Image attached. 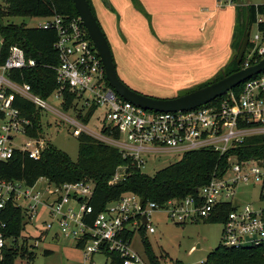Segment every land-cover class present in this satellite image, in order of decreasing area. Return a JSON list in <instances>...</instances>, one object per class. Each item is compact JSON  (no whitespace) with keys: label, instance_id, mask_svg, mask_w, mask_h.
Masks as SVG:
<instances>
[{"label":"built area","instance_id":"2783aa9c","mask_svg":"<svg viewBox=\"0 0 264 264\" xmlns=\"http://www.w3.org/2000/svg\"><path fill=\"white\" fill-rule=\"evenodd\" d=\"M33 26L57 32L53 46L60 60L54 67L59 87L49 97L57 106H52L49 98L34 93L30 83L16 77L17 70L35 67L39 61L27 58L17 44L10 45L6 53L0 33V162L12 158L16 151L39 159L50 142L44 131L38 136L27 133V127L33 122L22 114L16 104L18 98L32 102L40 111L47 109L65 119L73 126L74 136L86 132L120 148L125 155L134 157L141 169L146 167V154L163 150L183 153L211 148L227 159L226 165L218 166L210 180L199 188L197 196L169 200L163 206L155 202L141 206L139 195L126 192L118 200L109 202L91 226L84 219L92 212L88 202L95 190L93 180L55 184L42 177L45 184L39 187L38 181L28 185L21 180L0 177V261L5 250L19 242V237L8 234V223L3 218L9 202L23 210L25 227L37 228L35 220L47 212L51 219L43 222L45 230L41 231L72 238L76 243L81 241L85 259L105 248L119 252L123 264H149L133 251L132 240L127 235L142 226L146 231L155 232L150 220L157 208H164L176 223L203 221L219 214L222 245L236 249L264 246V157L246 156L242 151L230 153L248 137L264 134V71L238 85V92L228 91L217 103L209 102L184 111H155L125 99L110 85L101 56L79 15L39 17ZM249 32L242 67L264 58V10L257 11ZM65 91L74 94L70 110L73 116L61 109ZM94 106L95 112L101 110L103 115L98 132L88 128L81 119ZM18 135L23 140L16 143ZM118 178L116 175L112 183ZM246 188L257 190V195L250 194V201L243 203ZM226 204L231 205L229 211L223 210ZM144 215L148 219L146 225L142 221ZM196 264H206V259Z\"/></svg>","mask_w":264,"mask_h":264},{"label":"trees","instance_id":"16d2710c","mask_svg":"<svg viewBox=\"0 0 264 264\" xmlns=\"http://www.w3.org/2000/svg\"><path fill=\"white\" fill-rule=\"evenodd\" d=\"M88 1L96 15L91 1ZM258 10H264L262 3L238 6L232 48L238 50L241 48L245 33L255 22ZM54 14L78 15L73 0H0V33L4 37L6 53L10 45L17 44L24 49L27 58L32 57L39 61L35 67L22 71L17 70L16 77L30 83L33 92L45 99L49 98L59 87L54 67L59 64L60 60L53 46L57 39V32L26 23H14L10 19L13 17H44ZM5 19L7 20L4 22ZM237 57H232L226 68L218 71L213 81L239 70L243 61L238 64ZM239 89L238 86L233 88L235 92ZM64 96L65 100L61 103V109L68 112L72 108L74 94L65 91ZM221 98L223 96L210 103H217ZM16 104L21 108L23 115L32 119L33 124L27 127V133L31 136H38L43 131L41 111L32 102L23 98H18ZM94 112L95 106L89 108L81 116L82 121L88 124ZM113 135L118 136V133L113 131ZM77 138L78 158L76 160L67 151L58 148L50 141L39 159H33L26 153L16 151L12 158L1 161L0 177L7 180H21L28 185H34L42 177L55 184L83 179L93 180L95 190L88 202L92 206V212L84 219L85 223L91 226L96 215L104 210L109 202L118 200L126 192L139 195L144 199L145 205L155 202L161 206L169 200L180 201L187 196H197L199 188L210 180L218 166L223 168L226 165L227 159L211 148L187 150L181 154L179 160L149 174L138 166L134 157L125 155L120 148L86 132H82ZM240 151L246 156L255 154L264 157V134L248 137L239 148L230 150V153ZM116 175H119V178L112 183ZM230 209L231 205L226 204L223 210L229 211ZM3 218L8 223V234L20 237L25 229L23 210L9 202ZM203 221L221 223L222 217L218 214V217ZM140 232L143 236L149 264H161L145 236V226L141 227ZM133 235V232H130L127 238L131 239ZM81 243V241L77 242V247L81 248ZM19 248L18 245L7 248L0 264H14L21 249ZM102 252L107 255L106 264H123V258L119 252L105 248ZM44 253L49 255L52 250L46 249ZM35 256L34 252L28 255L31 260H34ZM174 264H182V262L176 260ZM206 264H264V246L236 249L219 244L206 257Z\"/></svg>","mask_w":264,"mask_h":264},{"label":"rangeland","instance_id":"374dc122","mask_svg":"<svg viewBox=\"0 0 264 264\" xmlns=\"http://www.w3.org/2000/svg\"><path fill=\"white\" fill-rule=\"evenodd\" d=\"M96 12L97 19L104 30L110 43L117 71L120 78L131 88L156 97L168 98L185 94L198 88L202 84L213 81L215 75L211 76L217 64L225 58L219 57L217 61L210 62L205 68L189 67L181 64L186 55H182V51L171 56H150L160 60L162 65L158 66L149 62L148 67L154 69V73L146 77L144 69L138 65H134L131 61L144 58L140 55V49L137 47L144 43H151L153 39L146 31H144V23L135 14L129 13V2L132 1L134 6L143 12V5L140 0H90ZM230 2L231 0H226ZM231 7L237 9L239 5L247 6L249 4H261L264 0H233ZM229 5V4H228ZM138 20V24H134L135 29L130 27L131 23H127L131 19ZM7 19L4 20V22ZM39 17H13L10 19L14 23H26L27 25H35ZM129 30H128V27ZM230 26V24H229ZM255 26L252 27V31ZM130 31V32H129ZM142 34V36H141ZM146 34L148 36H146ZM155 37L159 39L154 33ZM133 38H132V37ZM151 39V40H150ZM154 41V40H152ZM157 45L159 41L157 40ZM141 47V46H140ZM240 50V49H239ZM239 50L233 48L232 57L238 56ZM249 50L247 49V52ZM232 57L227 60V63L221 69H225ZM223 58V59H222ZM157 60V61H158ZM176 60V63L175 61ZM146 67V64H145ZM144 67V68H145ZM172 67V68H171ZM159 72V74H157ZM218 73V72H217ZM48 102L52 106H57V103L51 98ZM65 114L73 116V113L68 111ZM101 110H97L90 122L86 125L91 130L98 132L101 130L102 120ZM42 129L49 140L60 149L67 151L71 157L76 160L78 158V138L73 135V126L65 119L55 115L47 109L41 110ZM1 123V121H0ZM16 143L21 142L23 137L18 135L15 137ZM123 139V137H121ZM179 151H160L145 155L146 167L144 171L153 174L157 170L174 163L181 157ZM45 179L40 178L37 182L39 187H43ZM250 194L257 195V190L244 189L242 202L250 201ZM51 219L47 212H43L38 220H35L34 225L25 227L19 237L18 246L19 254L14 260V264H106L108 261L107 255L103 252L94 253L88 259H85L82 248L77 247L76 241L72 238L64 237L63 235L57 238L53 237V232H43V222ZM152 225L156 231L151 233L146 231L145 236L151 243L155 254L161 264H174L178 260L182 264H196L200 260L206 259L208 254L221 244L222 229L221 223H207L202 220L187 221L185 224H178L169 216L164 208H157L151 213ZM141 230V228H140ZM140 230H136L131 238V248L133 251L140 254L145 262L147 255L143 243V236ZM47 235V237H46ZM199 245V247H198ZM52 250V253L47 255L45 250ZM30 252L36 254L35 259H29ZM24 253V254H23Z\"/></svg>","mask_w":264,"mask_h":264},{"label":"crops","instance_id":"0c3cea01","mask_svg":"<svg viewBox=\"0 0 264 264\" xmlns=\"http://www.w3.org/2000/svg\"><path fill=\"white\" fill-rule=\"evenodd\" d=\"M140 1L144 11L138 10L131 1L129 2V13L136 14L142 20L144 31L154 41L150 39L151 43L139 45L137 48L140 49V55L144 58L131 62L142 67L146 77L154 73V69L148 67L150 61L158 66L162 65L157 57L154 59L150 56L166 57L182 51V55L186 56L185 59H180L182 60L181 64L187 68L193 66L198 69L205 68L210 62L217 61L219 57L223 56L225 59L217 64L211 76L217 74L220 68L227 63V60L232 57L233 33L237 20L236 8L231 7L233 0L230 2L226 0ZM127 23H131L130 27L133 30L135 29L133 25L139 22L135 18ZM154 33L159 35V39L155 37ZM147 34L146 36H148ZM157 40L159 45H157ZM174 61L176 63V60ZM58 236L53 233V237L57 238Z\"/></svg>","mask_w":264,"mask_h":264},{"label":"water","instance_id":"95a60500","mask_svg":"<svg viewBox=\"0 0 264 264\" xmlns=\"http://www.w3.org/2000/svg\"><path fill=\"white\" fill-rule=\"evenodd\" d=\"M78 15L80 16L88 34L95 44L106 70V76L114 90L125 99L150 110L155 111H184L207 104L216 98L223 96L231 89L240 85L246 79L264 71V58L258 62L241 67L216 81L196 88L185 94L175 97H156L139 92L127 85L119 76L114 61L113 52L108 38L102 29L96 15L92 11L88 0H73ZM249 30L246 31L241 48L238 53L237 63L242 62L249 40ZM141 206L144 199H140ZM143 224L148 223L147 216L142 217ZM199 247V245H198Z\"/></svg>","mask_w":264,"mask_h":264}]
</instances>
